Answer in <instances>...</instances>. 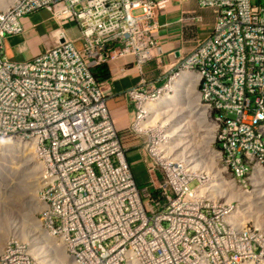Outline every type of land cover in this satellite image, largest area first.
I'll list each match as a JSON object with an SVG mask.
<instances>
[{
    "label": "built area",
    "instance_id": "obj_1",
    "mask_svg": "<svg viewBox=\"0 0 264 264\" xmlns=\"http://www.w3.org/2000/svg\"><path fill=\"white\" fill-rule=\"evenodd\" d=\"M196 1L214 9L212 31L157 78L144 65L161 67L160 32L171 0H8L0 8V138L31 142L38 151L42 222L75 264H264L258 219L234 222L240 201L235 207L223 199L208 171L178 160L166 164L160 155L168 139L159 133L142 151V178L126 152L128 138L144 139L141 124L150 120L144 103L190 71L215 122L225 176L251 183L264 172V0ZM41 10L63 27L76 26L79 37L62 31L42 53L10 58L8 38L24 32L23 17ZM180 22L192 27L203 18L184 12ZM128 57L135 59L132 68L122 62ZM115 61H121L117 75L140 76L124 93L136 109L124 133L111 116L110 80L95 74ZM11 241L0 264H39L20 240Z\"/></svg>",
    "mask_w": 264,
    "mask_h": 264
},
{
    "label": "crops",
    "instance_id": "obj_2",
    "mask_svg": "<svg viewBox=\"0 0 264 264\" xmlns=\"http://www.w3.org/2000/svg\"><path fill=\"white\" fill-rule=\"evenodd\" d=\"M184 12L201 15L203 22L192 27L180 22L181 15ZM215 16L214 9L201 8L196 0H171V4L165 13V21L168 25L160 32L164 50L161 67L159 68L155 61L149 62L144 65L145 73L151 78H157L159 75L171 70L193 48L198 37H205L212 31ZM21 23L24 32L9 37L6 44L7 55L17 61L28 60L42 53L47 47L55 43L62 31L66 37L75 39L80 34L76 26L69 28L60 25L47 10L25 16L22 18ZM77 43H81V41L79 40ZM134 61V57H128L122 62L132 68ZM120 64L121 61H115L108 65L111 75L108 94L114 124L118 131L124 133L128 132L136 116L133 103L124 93L139 81L140 76L134 72L117 75L115 72ZM126 145L131 149L128 154L131 165L137 175L142 178L145 170V155L140 150V142L137 139L128 138Z\"/></svg>",
    "mask_w": 264,
    "mask_h": 264
},
{
    "label": "rangeland",
    "instance_id": "obj_3",
    "mask_svg": "<svg viewBox=\"0 0 264 264\" xmlns=\"http://www.w3.org/2000/svg\"><path fill=\"white\" fill-rule=\"evenodd\" d=\"M263 4H264V1H263ZM77 44L80 45V43H77ZM196 91L198 92L197 88H196ZM162 97H172L173 99H166L167 102L165 104H163L160 107L158 106L157 108L151 111V118L149 120L150 122L148 121L146 124V129H145L146 131H145L144 139L140 140V143H141L140 150L144 151L146 144L151 145L152 144L151 141L153 137L156 135V133H159L157 135H159L162 141L164 139H168L167 144H165L164 147L162 148H164L165 150H168L169 152H172L175 156H179L185 160L197 157L196 159H200L202 162L203 161L209 162V160L206 158L207 155L203 153V149H205L204 151H207L206 148L208 147V145H211V147L213 146L215 148L216 144L214 143V140H212L210 144H206V140H207L206 138L208 137V133H211V132L215 133L214 123L211 122L212 127L207 128L203 126V124L200 123L196 119V116L194 117V114L192 113L191 109L188 106L189 104L187 103V95L184 91H175L171 87L168 90H165L164 93L162 92L161 96H159V99H161ZM157 100H154L151 102L155 103ZM0 142H4L3 146L0 147L1 148L0 149V165H1L0 167L2 168L0 170L1 172L0 174V183H1L0 195L1 196L0 197H3V198L9 197V200H12V203L10 202L11 204L6 203L5 205L8 209H10L13 212L12 214L13 217L19 220V223H18L19 228L20 229L23 228L24 230H26L27 227H32V224L29 222L30 217H31L30 208L29 206L26 205V201L29 199L28 198L29 194L24 193V189H23V188L26 189L27 182L29 180V183H30V179H31V178L29 179L28 178L29 175L27 176L26 173L24 172L25 169L29 170V168L27 167V162L29 161L25 159H27L28 156L30 155L33 161H37L40 163V160L36 154V149L34 148L31 142H27L25 140H19L15 138L14 139H7V138L1 139L0 138ZM15 143L21 144V148L19 150H17V147L14 146ZM126 148H127L126 152L129 154L131 152V149L128 145H126ZM144 152L146 153V151ZM144 152L142 154H144ZM147 154H148V151H147ZM214 158H215L214 160H215L216 165H217V162L219 161V167L220 168L224 167L221 164L220 160L217 159L216 154L214 155ZM157 174H158V179H162V174L160 172H157ZM209 174L211 175L210 172ZM205 176L207 175L205 174ZM37 178L39 182L38 183L39 189H38L37 196H38V200L41 201L39 199V193L42 187V180H41L40 173L37 176ZM229 179H232V178L227 176V180ZM247 182L248 181H244L241 179L237 183L244 190L251 192L254 189L253 187L254 184L253 182L251 183L250 182L247 183ZM155 184L158 185L157 183ZM145 185L146 184H143V186ZM19 186H20V189H22V193H19V191H16V189L19 188ZM263 187H264V182H263ZM13 190L16 192H13ZM253 198L254 197H251V200H248L246 202V207H248V209H247V212H241V214L244 215V218H242L241 220L244 221L245 223H250V221H252L253 219H258L259 224L262 226V229L264 230V210L261 211V213L259 214L255 212V207H254L255 201L253 200ZM223 199H226V198L223 197ZM228 201H230L235 207L239 203L237 198H233ZM42 209L37 211L36 213L40 221H42V214H41ZM18 212L20 213L18 214ZM42 227L44 226L42 225ZM3 230L5 231V229H1V231ZM9 236L11 237L8 238L7 240L0 241L1 249H3L4 245L12 239L13 236L12 235H9ZM27 239H29V237H27ZM13 240L14 241H11V242L19 243V239L18 240L13 239ZM56 242H57V246H52L53 248L50 251L51 255H48V256H55V255L58 256L59 255L60 250L58 247L59 246L58 242H61V240L58 239L56 240ZM20 243L19 245H21L24 248V250L27 251L29 249L30 251V248H31L30 239L26 240L24 238L23 239L21 238ZM258 248L259 250L262 249L260 246H258ZM31 256L34 257L33 254ZM34 258L36 259V257ZM39 264H43V263H39ZM46 264H52V263H46Z\"/></svg>",
    "mask_w": 264,
    "mask_h": 264
},
{
    "label": "bare ground",
    "instance_id": "obj_4",
    "mask_svg": "<svg viewBox=\"0 0 264 264\" xmlns=\"http://www.w3.org/2000/svg\"><path fill=\"white\" fill-rule=\"evenodd\" d=\"M7 1L8 0L1 1L0 8L6 5ZM197 83H198V80L195 74H193L190 71H181L173 79L171 87L175 91H184L187 95V103L189 104L188 106L191 109L192 113L194 114V117L196 116V119L200 123H202L203 126L207 128L212 127L211 122H213L214 125H215V122L211 116V112L208 109H206V107H204L199 101V93L196 91ZM166 99H173V98L172 97H162L161 99L159 98L158 100L156 99L157 101L155 103L151 101L144 103L145 104L144 107L148 113L149 119L151 118V111L157 108L158 106L160 107L163 104H165L167 102ZM146 124L147 122L143 121L141 125L145 126ZM206 139H207L206 144H210L212 140L215 139V133H212V132L208 133V137ZM4 142H0V147L3 146ZM14 146L17 147V150L21 148L20 143H15ZM206 149L207 151H204L205 149H203V153L207 155L206 158L209 160V162H205V161L202 162L200 159H196L197 157L185 160L179 156H175L172 152H169L168 150H165L164 155L163 156L160 155V158H162L166 162V164H169L170 161L174 162L178 160L179 162H182L183 164H187V163L191 164L195 169L197 168V171H199L200 173L203 171L210 172L212 177L209 176L206 179H208L209 181H216L215 179H217L220 182L218 183L219 189L217 187V191L219 195L224 196L227 200L237 198L240 201V204L238 205V208L236 210V215L233 218L234 222L236 223L242 222L241 219L244 218V215L241 214V212H247L248 207H246V202L248 200H251V197H254L253 200L255 201V206H254L255 212L257 214L261 213V211L264 210V200H263L264 199L263 197L264 196V187H263L264 172L260 170L259 172L254 174L252 178L254 189L251 192L244 190L241 186L238 185V183L235 180L233 179L227 180V177L225 176V168L219 167V161L217 162V165H216L215 160H214L215 159L214 155L216 154L217 159H219V156L215 148L213 146L211 147V145H208ZM158 152L159 150H155V153H158ZM36 154L39 158V153L37 150H36ZM166 155H168L169 158H165ZM25 160L29 161L27 162V167L29 168V170L25 169L26 171L24 170V172L26 173L27 176L29 175L28 176L29 179L30 178L33 179V180L30 179V183L28 180L26 189L23 188L24 193L29 194L28 196L29 199L26 201V205L29 206L30 208L31 217H30L29 222L32 224V227H27L26 230H24L23 228L20 229L19 224H18L19 220L13 217L12 215L13 212L10 209H8L5 205L6 203L7 204L10 202L12 203V200H9V197H5V198L0 197V241L7 240L8 238L11 237L9 235L13 236L11 240L13 239L20 240L21 238L22 239L24 238L26 240L30 239L31 248H30V251L29 249L27 251L29 252V254L32 253L34 257H36L38 261L37 263L75 264L73 259L69 255H67V253L65 252V249H64L65 245L63 241L60 238H55V236H53L52 233L48 232V230L45 227H42V225L44 226V224L42 221L38 219L36 215L37 211L41 210L44 207L43 203L38 200V196H37L38 189H39V184H38L39 182H38L37 176L39 175V173L41 174L42 172V165H41V162L39 163L37 161H33L30 155ZM1 169L2 168L0 167V170ZM207 186H208V182H206V185L204 184L202 188L204 189ZM16 191H19V193H22V189H20V186L19 188L16 189ZM16 191L13 190V192H16ZM19 213L20 212H18V214ZM259 226L262 228L260 224ZM1 229H5V231L4 230L1 231ZM27 237H29V239H27ZM58 239L61 240V242H58V245H59L58 247L60 250L59 255L58 256L56 255L48 256V255H51L50 251L53 248L52 246H57L56 240ZM7 244L8 243H6L4 247ZM3 249H1V246H0V255L5 252Z\"/></svg>",
    "mask_w": 264,
    "mask_h": 264
},
{
    "label": "trees",
    "instance_id": "obj_5",
    "mask_svg": "<svg viewBox=\"0 0 264 264\" xmlns=\"http://www.w3.org/2000/svg\"><path fill=\"white\" fill-rule=\"evenodd\" d=\"M95 74L100 80H109L111 78L110 68L108 65H101L95 69ZM155 196H160L161 192L158 189L152 188Z\"/></svg>",
    "mask_w": 264,
    "mask_h": 264
}]
</instances>
